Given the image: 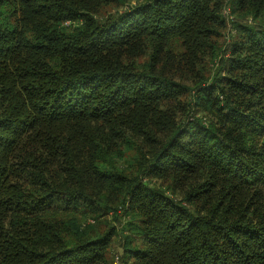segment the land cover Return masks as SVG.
I'll list each match as a JSON object with an SVG mask.
<instances>
[{
  "label": "trees",
  "instance_id": "trees-1",
  "mask_svg": "<svg viewBox=\"0 0 264 264\" xmlns=\"http://www.w3.org/2000/svg\"><path fill=\"white\" fill-rule=\"evenodd\" d=\"M120 235L122 264H264V0H0V264Z\"/></svg>",
  "mask_w": 264,
  "mask_h": 264
},
{
  "label": "rangeland",
  "instance_id": "rangeland-1",
  "mask_svg": "<svg viewBox=\"0 0 264 264\" xmlns=\"http://www.w3.org/2000/svg\"><path fill=\"white\" fill-rule=\"evenodd\" d=\"M121 9V7H119L117 10ZM116 10V9H115ZM114 10V11H115ZM228 12V11H227ZM228 17H229V14H228ZM78 218V220L80 222H82V218H81V215L79 213H75ZM126 217H124V215L120 214V217L118 220H114L113 216L110 214L106 217H104V220H110L111 223L113 225L116 226L117 229H120L121 230V233H127V230H126ZM84 221V220H83ZM91 221V220H89ZM124 245V237L123 235H120V236H117L114 238L112 244L110 245V256H109V261L108 263H102V264H122L121 262V256L123 254V246Z\"/></svg>",
  "mask_w": 264,
  "mask_h": 264
}]
</instances>
